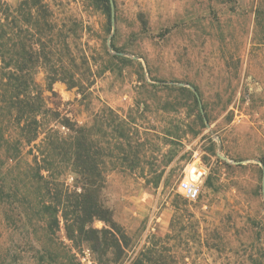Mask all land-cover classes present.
<instances>
[{
    "label": "rangeland",
    "instance_id": "1",
    "mask_svg": "<svg viewBox=\"0 0 264 264\" xmlns=\"http://www.w3.org/2000/svg\"><path fill=\"white\" fill-rule=\"evenodd\" d=\"M1 1L12 44L17 32L33 40L47 106L105 147L100 200L130 247L114 263L83 246L81 264H133L147 249L175 264H264V0H114V23L109 0ZM60 66L82 92L47 91ZM42 139L17 167L32 198L26 152ZM193 167L204 175L189 201L179 186ZM54 177L74 190L68 173ZM31 256L0 213V264Z\"/></svg>",
    "mask_w": 264,
    "mask_h": 264
},
{
    "label": "trees",
    "instance_id": "2",
    "mask_svg": "<svg viewBox=\"0 0 264 264\" xmlns=\"http://www.w3.org/2000/svg\"><path fill=\"white\" fill-rule=\"evenodd\" d=\"M34 1L26 0L23 6ZM9 11L0 0V213L17 239L28 243L35 264H81L76 249L83 246L119 263L130 240L100 200L105 147L95 142L97 134L87 124L73 125L47 106L34 81L39 54L29 49L28 42L33 40L22 32H17V44H12L11 32H7ZM256 24L264 30L261 7L256 11ZM48 73L47 91L51 93L57 81L79 87L81 92L85 88L63 66L49 68ZM41 135L39 150L26 152L32 155L27 170L41 188L32 198L24 184L26 175L17 167L25 147ZM65 173L73 178V191L54 177ZM96 220L103 221L104 228H94ZM62 230L65 240L59 235ZM133 264L175 262L147 249Z\"/></svg>",
    "mask_w": 264,
    "mask_h": 264
},
{
    "label": "built area",
    "instance_id": "3",
    "mask_svg": "<svg viewBox=\"0 0 264 264\" xmlns=\"http://www.w3.org/2000/svg\"><path fill=\"white\" fill-rule=\"evenodd\" d=\"M204 175L202 168L193 167L186 177L181 180L180 193L189 201H195L200 195V182Z\"/></svg>",
    "mask_w": 264,
    "mask_h": 264
},
{
    "label": "water",
    "instance_id": "4",
    "mask_svg": "<svg viewBox=\"0 0 264 264\" xmlns=\"http://www.w3.org/2000/svg\"><path fill=\"white\" fill-rule=\"evenodd\" d=\"M110 1V5H111V15H112V22L114 23L115 21V5H114V0H109ZM196 94V97L199 101V105H200V109H201V112L203 113V109H202V105H201V100H200V97L197 93Z\"/></svg>",
    "mask_w": 264,
    "mask_h": 264
}]
</instances>
